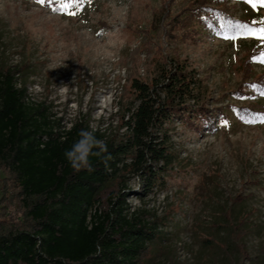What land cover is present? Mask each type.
I'll list each match as a JSON object with an SVG mask.
<instances>
[{"label":"rangeland","instance_id":"1","mask_svg":"<svg viewBox=\"0 0 264 264\" xmlns=\"http://www.w3.org/2000/svg\"><path fill=\"white\" fill-rule=\"evenodd\" d=\"M163 1L61 0L54 9L0 0V67H18L30 101L46 106L61 126L83 116L91 129L121 135L120 113L133 100L129 81L154 75L157 49L179 60L198 80V105L205 104L210 120L193 118L195 128L173 117L164 125L172 164L144 198L135 195L136 177L127 183L128 205L150 214L159 233L146 264L264 261V120H242L235 111L264 109V97L249 86L264 72L257 60L264 39H224L227 34L205 30L195 41L168 39V19L157 23ZM192 1L175 0L170 15ZM226 7L252 29L264 27V9L257 4L228 0ZM237 195L244 200H233ZM2 207L1 222L22 221L18 207ZM234 236L250 260H240Z\"/></svg>","mask_w":264,"mask_h":264},{"label":"trees","instance_id":"2","mask_svg":"<svg viewBox=\"0 0 264 264\" xmlns=\"http://www.w3.org/2000/svg\"><path fill=\"white\" fill-rule=\"evenodd\" d=\"M60 1L41 5L58 9ZM174 1H163L157 21L162 26L168 19L163 25L168 39L195 41L202 30L246 36L239 25L253 28L229 14L228 0H194L171 16ZM254 3L264 9V0ZM157 53L154 75L129 81L133 100L120 113L121 135L107 134L106 127L91 129L83 116L61 126L46 106L30 101L18 67H0L1 210L14 205L23 213L16 225L0 221V264H146L159 233L150 214L128 205L127 183L136 177L140 192L135 195L144 198L160 181V171L172 164L164 125L173 117L195 128L193 118L210 120L205 104L198 105V80L179 60L163 57L160 49ZM262 56L264 51H259L257 60ZM249 86L254 95L264 97V72ZM235 111L242 120H264V109ZM81 130H95L96 138L106 142L107 165L103 156H91V172L77 173L69 166L64 152ZM233 200L242 202L244 197ZM234 237L240 260H250Z\"/></svg>","mask_w":264,"mask_h":264},{"label":"clouds","instance_id":"3","mask_svg":"<svg viewBox=\"0 0 264 264\" xmlns=\"http://www.w3.org/2000/svg\"><path fill=\"white\" fill-rule=\"evenodd\" d=\"M94 131L81 130L79 139L75 140L71 147L64 152V157L74 172L78 173L81 170L93 171V166L90 162L91 156H103L105 165L110 159V154L104 156V154L108 153L106 142L97 139Z\"/></svg>","mask_w":264,"mask_h":264},{"label":"snow or ice","instance_id":"4","mask_svg":"<svg viewBox=\"0 0 264 264\" xmlns=\"http://www.w3.org/2000/svg\"><path fill=\"white\" fill-rule=\"evenodd\" d=\"M245 2L251 4L253 7L256 6V4L254 3V0H245ZM37 3L44 4L45 0H37ZM259 23L264 25V21H260ZM239 27H242L248 36H252V37L257 38V39H264V27H261L259 29H255V30L249 28L248 25H239ZM223 38L224 39H236V37L228 36V35H225ZM259 62L264 63V56L261 57ZM262 122H264V121H262Z\"/></svg>","mask_w":264,"mask_h":264}]
</instances>
